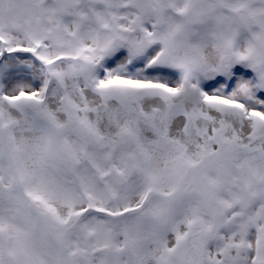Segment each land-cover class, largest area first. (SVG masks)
Masks as SVG:
<instances>
[{
    "label": "snow or ice",
    "instance_id": "obj_1",
    "mask_svg": "<svg viewBox=\"0 0 264 264\" xmlns=\"http://www.w3.org/2000/svg\"><path fill=\"white\" fill-rule=\"evenodd\" d=\"M0 264H264V0H0Z\"/></svg>",
    "mask_w": 264,
    "mask_h": 264
}]
</instances>
